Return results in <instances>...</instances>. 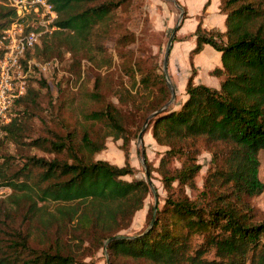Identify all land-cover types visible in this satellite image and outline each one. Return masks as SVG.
Wrapping results in <instances>:
<instances>
[{
  "label": "trees",
  "instance_id": "trees-1",
  "mask_svg": "<svg viewBox=\"0 0 264 264\" xmlns=\"http://www.w3.org/2000/svg\"><path fill=\"white\" fill-rule=\"evenodd\" d=\"M132 1L48 0L57 14L55 29L25 50L23 72L29 67L28 77L34 74L31 58L46 63L69 52L79 64L85 52H104L114 13ZM219 10L225 31L207 30L198 21L191 53L204 44L220 52L221 66L210 71L220 85L194 83L193 70L181 107L150 120L146 130L164 150L156 165L144 159L145 175L158 173L165 197L160 207L148 206L135 234L122 232L152 188L147 179L125 178L136 168L129 161L133 137L122 110L107 103L90 111L89 125L80 132L67 127L58 133L41 120L42 136L32 126L41 109L38 90L27 86L13 100L9 121L0 124V185L11 189L0 198V264H95L97 256L86 258L101 249L110 264H264V218L252 203L264 190L258 175L264 150V0H221ZM17 18L15 7L0 2V36ZM156 69L132 68L140 76L136 80L132 73L131 86L152 95L147 114L170 98ZM39 83L47 87L45 79ZM97 122L102 129L94 128ZM108 137L122 140V165L94 158ZM10 145L39 148L49 156L22 155L14 168ZM201 147L210 163L199 189ZM153 193L158 196L155 188Z\"/></svg>",
  "mask_w": 264,
  "mask_h": 264
},
{
  "label": "rangeland",
  "instance_id": "rangeland-1",
  "mask_svg": "<svg viewBox=\"0 0 264 264\" xmlns=\"http://www.w3.org/2000/svg\"><path fill=\"white\" fill-rule=\"evenodd\" d=\"M2 1L9 4L8 0H0V2ZM179 14L180 11L175 0H134L114 13L113 35L109 40L103 41L104 52L99 54L85 52L84 58L80 60L79 64L69 52H64L61 56L52 58L46 63H41L35 58L29 59V64H33L36 68L35 70L31 69L34 74H31L30 78L28 77L30 68L27 67V70L24 71L26 88L31 86L38 90L40 107L37 109L41 108L39 118H34L32 122L35 133L42 136L46 134L41 120H44L48 127L58 133H64L67 127L75 128L77 132H80V129L89 125V121L85 118L86 114L103 108L107 103H113L122 110L123 123L133 137L129 161L136 168V173L125 178L128 180L134 177L147 179L144 159L146 158L150 164L156 165L163 151L152 138L150 129L145 130L140 142L137 140L145 121L156 110L147 114V103L152 99V95H150L149 89L137 84L135 87L131 86L132 68L139 65L142 70L146 71L152 66L157 67L156 71L164 75L167 85L169 83L171 86L170 88L168 85L169 89L173 90H170V98L165 104L169 103L162 110L181 107L186 98L185 80L182 81L181 76H179V80L172 81L168 66L167 78L163 69V58L168 37L173 28L179 27L183 21L182 17L179 22ZM33 21L31 16L27 17V24H31ZM182 29H188L187 24H184ZM125 34L127 37L123 38L122 35ZM177 36H179V31L177 35L175 33L174 40L178 38ZM193 54L199 63V67L202 68L201 77L206 83L211 84L210 78L213 77L207 76L208 74L204 72L208 68L212 69L220 65L219 51L213 47H207L200 53ZM215 54L218 57L213 59ZM217 60L218 65H216ZM177 63L179 65V53ZM181 63H183V58H181ZM133 74L138 80L139 73ZM40 79H45L47 87L40 85ZM219 81L218 79L215 86L220 85L218 84ZM150 88L154 90L153 94L156 96V87L150 86ZM92 94L96 95L92 96ZM143 114L146 116L145 120ZM152 118L148 120V125ZM94 128L102 129V123L97 122ZM121 143V139L108 137L106 148L96 153L94 158L122 165L123 154L119 148ZM9 149L15 157L14 168H19V157L22 155L49 156L47 152L35 147L10 145ZM259 160L258 175L264 184V150L259 151ZM198 161L202 165L196 177V184L200 189L210 163V153L202 147ZM174 164L178 165L177 162ZM159 178L158 173L153 171L150 181L158 196L154 195L152 188L145 199L143 210L135 214L130 227L122 233L135 234L138 232L143 226L148 206L154 205L155 202L159 207L163 204L165 191ZM187 193L192 195L193 192L187 190ZM252 203L261 218H264V190L252 200ZM95 256H97V264H106V255L102 249L94 254L91 259L87 257L86 261H93Z\"/></svg>",
  "mask_w": 264,
  "mask_h": 264
},
{
  "label": "built area",
  "instance_id": "built-area-1",
  "mask_svg": "<svg viewBox=\"0 0 264 264\" xmlns=\"http://www.w3.org/2000/svg\"><path fill=\"white\" fill-rule=\"evenodd\" d=\"M8 1L16 8L18 18L0 36V124L9 121L7 112L13 100L25 92L26 80L20 58L42 34L55 29L52 23L57 16L48 0ZM28 16L34 19L31 24L26 22ZM10 192L9 186L0 185V198Z\"/></svg>",
  "mask_w": 264,
  "mask_h": 264
},
{
  "label": "crops",
  "instance_id": "crops-1",
  "mask_svg": "<svg viewBox=\"0 0 264 264\" xmlns=\"http://www.w3.org/2000/svg\"><path fill=\"white\" fill-rule=\"evenodd\" d=\"M220 1L221 0H175L176 6L180 11L179 22L181 21L183 15L185 17H183V21L181 22V25H179V29L176 31V35L179 31V36H177L178 38H175V40L173 41L169 54L168 69L172 81L179 80V76H181L182 81L185 80L186 85L187 78L194 70V83L205 84L211 87H219V85L215 86V84H217V80H220V78L211 75L210 71L216 67H220L221 63L220 65H218L219 63L217 60L216 65L218 66L215 65L216 67H213L212 69L208 68L205 70L204 73L208 74L207 76L210 75L211 77H213L210 78L212 82L211 84L206 83L203 77H201L200 75V72H202V68L199 67V63L194 58V54L191 53V51L196 45V38L195 35H193V32L198 24V21H200L202 27L207 30L215 29L221 32L225 31V15L219 10ZM184 24H187L188 29H182L184 27ZM207 47L212 46H210L209 44H204L201 51H203ZM201 51H199V53ZM178 53L179 65L177 63ZM216 57H218V55L216 56L215 54V57L213 56V59H216ZM219 57L221 62V56ZM181 58H183V63H181ZM210 79H208V81H210ZM218 84H220V81ZM159 147L162 148L161 151L164 150L162 146ZM96 260L95 264H97Z\"/></svg>",
  "mask_w": 264,
  "mask_h": 264
},
{
  "label": "water",
  "instance_id": "water-1",
  "mask_svg": "<svg viewBox=\"0 0 264 264\" xmlns=\"http://www.w3.org/2000/svg\"><path fill=\"white\" fill-rule=\"evenodd\" d=\"M177 28H178L177 26H175V27L173 28L172 33H171L170 36L168 37V40H167V43H166V47H165V53H164V58H163V69H164V74H165L166 78H167V76H168V69H167V66H168L169 54H170L171 46H172V43H173L174 36H175L176 31H177ZM168 85H169V87L171 88V86H170L169 83H168ZM170 90L173 91L172 89H170ZM172 96H173V95H172ZM168 103H169V102H168ZM168 103H167V104H168ZM167 104H165V105H164L162 108H160L159 110L153 112V113L149 116V118L145 121V123H144L142 129L140 130V132H139V134H138V136H137V140H138V142H140V141L142 140V138H143V134H144V132H145V130H146V128H147V125H148V120H149L150 118H152V117H153L156 113H158L160 110H162L163 108H165V107L167 106ZM147 181H148L150 187L153 188L150 179H147ZM156 205H157V204H156V202H155L154 206L156 207ZM107 241H108V240H107ZM107 241H106V242H107ZM103 250H104V253H105V255H106V264H110V263H109L108 255L106 254L105 249H103Z\"/></svg>",
  "mask_w": 264,
  "mask_h": 264
}]
</instances>
